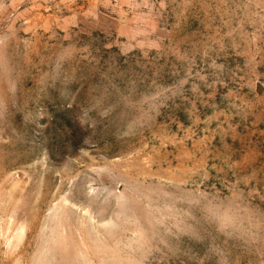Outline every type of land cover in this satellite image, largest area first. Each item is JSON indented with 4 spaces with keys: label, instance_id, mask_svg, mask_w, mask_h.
Returning a JSON list of instances; mask_svg holds the SVG:
<instances>
[{
    "label": "rangeland",
    "instance_id": "rangeland-1",
    "mask_svg": "<svg viewBox=\"0 0 264 264\" xmlns=\"http://www.w3.org/2000/svg\"><path fill=\"white\" fill-rule=\"evenodd\" d=\"M0 264H264V0H0Z\"/></svg>",
    "mask_w": 264,
    "mask_h": 264
},
{
    "label": "clouds",
    "instance_id": "clouds-1",
    "mask_svg": "<svg viewBox=\"0 0 264 264\" xmlns=\"http://www.w3.org/2000/svg\"><path fill=\"white\" fill-rule=\"evenodd\" d=\"M204 210L208 217L217 223L219 230L225 231L235 226V218L232 215L231 209L209 201L205 205Z\"/></svg>",
    "mask_w": 264,
    "mask_h": 264
}]
</instances>
